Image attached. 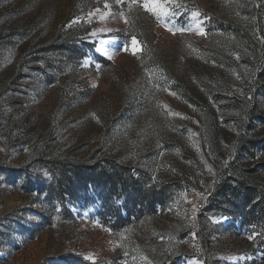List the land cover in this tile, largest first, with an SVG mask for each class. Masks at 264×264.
I'll return each mask as SVG.
<instances>
[{
  "label": "rangeland",
  "instance_id": "374dc122",
  "mask_svg": "<svg viewBox=\"0 0 264 264\" xmlns=\"http://www.w3.org/2000/svg\"><path fill=\"white\" fill-rule=\"evenodd\" d=\"M167 7L0 0V264H264V0Z\"/></svg>",
  "mask_w": 264,
  "mask_h": 264
},
{
  "label": "snow or ice",
  "instance_id": "6c2138e0",
  "mask_svg": "<svg viewBox=\"0 0 264 264\" xmlns=\"http://www.w3.org/2000/svg\"><path fill=\"white\" fill-rule=\"evenodd\" d=\"M125 2V0H117V3L123 4ZM171 2V0H144L143 4H140V0H128V7L129 9L132 8L133 5H138V6H142L144 9H146L148 12L152 13L157 21H161L164 17L169 15V9L167 7V4ZM105 7H108V5L106 4ZM89 15H94V13H89ZM124 13L121 12V16H123ZM193 17H197L199 16V12H193ZM104 17L102 16L101 19H103ZM125 22L127 23V19L125 18ZM75 23V21H74ZM165 27L168 28V31L173 32V34H175L176 31L179 32H184V31H192V30H197L198 34L200 35H206V33L204 32L203 28L200 27V22L197 21L196 25H195V29L193 28H188V29H184V28H178V29H174L172 27H169L167 24H165ZM133 45L137 44V41L135 40V38H133L132 41ZM125 50L127 51L128 49L125 48ZM135 54V51L134 53ZM174 95V93H173ZM94 115V114H93ZM177 115H179L177 113ZM193 208L195 209V205H193ZM256 235H258L257 233H253L252 236L249 237V239H254L256 237ZM144 259H147L146 257ZM195 264H201L200 261H196Z\"/></svg>",
  "mask_w": 264,
  "mask_h": 264
}]
</instances>
